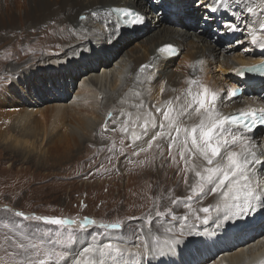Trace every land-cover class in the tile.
Segmentation results:
<instances>
[{"label": "bare ground", "instance_id": "1", "mask_svg": "<svg viewBox=\"0 0 264 264\" xmlns=\"http://www.w3.org/2000/svg\"><path fill=\"white\" fill-rule=\"evenodd\" d=\"M156 1V5H161L159 13L165 15L169 12L168 8L174 7L178 0ZM227 1L223 0L220 11L229 8ZM204 2H208V0H204ZM151 5V0H0V35H4L1 32L4 27L9 28L8 34H14V32L21 31L24 27L29 28V26L35 25L34 29L39 24L46 23L48 26L59 30L61 39H69L67 44L61 46L62 50L55 51L56 55H60L51 57V54H48L32 62L31 60L26 61L24 64H27V66L38 62L40 65L39 70L27 66L21 68L19 70L21 72L19 74L20 79L17 81L12 80V84L4 92H0V95L5 98L18 95L20 92L21 97L31 100L30 105L24 109L12 108L18 119L14 120V114L11 113V120L2 128L0 137L3 136V140L11 147L19 146V142L16 141L14 135H7L8 129L24 131L22 128L27 127L33 120V113L44 110L52 113L53 119L50 120L48 130L43 128L40 131L41 138L46 135L49 139L54 138L56 135L60 138L64 135V139L71 142L74 141L72 140L75 139L74 137H78L77 134L81 131L91 137V129H93V125L99 123L98 120L100 119L99 109L101 108L99 104L103 98L107 97V100L112 101L111 105H114L113 112H119L120 115L123 112L125 113L123 116L128 117L126 135L129 136L130 143L138 151L139 146H147V141L151 139V135L159 129L153 130L149 136L144 137L143 143L141 141L133 142L132 133L135 131L140 134L141 128L139 125L143 122L142 120L138 121L135 125L132 123L135 119V113L138 111L134 105L143 101L146 107L139 111L142 114L151 111L159 121L162 117L156 113L153 105L163 108L164 102L173 100L174 108L178 110L179 105L175 103V98L179 96L181 102L183 101L184 94L189 88L188 81L193 78L217 93V106L225 115L232 114L240 109L258 107L259 105L264 106V94H262L263 97L257 94V90L264 93V80L257 78L256 81L259 84L251 83L249 78L244 75L240 76L238 72L243 65L254 64L263 56L259 52L260 47H253L254 45L251 44L249 33L257 30L258 34L264 35V32H259V25L264 24V0H240L237 9L244 8L245 12L252 16V23H254L247 24L243 32L242 39L249 43L245 51L249 50V52L240 55L236 54L237 52L234 53L223 40L227 39L226 34L237 31L226 32L223 27L219 29V32H222L221 35L218 36V33L216 37L211 39L207 29L210 24L212 25L213 22L218 20V15L214 16V13L204 7H201L198 14H196L197 20H200L202 25L199 27L190 21L188 26L191 31H187L182 27L162 25L161 22L155 23L152 21L147 24V19L150 18ZM115 7L135 9L143 15L144 23L139 26L136 25L130 30L121 29L118 25L114 30L111 25L118 24L114 17L113 8ZM247 8H252L253 11L248 12ZM92 12H96L98 15L93 17ZM81 15L86 19L81 21L79 19ZM58 24L61 25L58 26ZM65 25L73 29V34L63 31ZM166 45L177 47L178 54L170 57L165 53H161L159 49ZM129 46L130 48H127ZM63 50H66V52L63 53ZM179 56H181L180 59ZM46 65L50 69L56 67V71H54L56 80L54 81V78L51 85H45L46 82L39 83L32 80L30 82L32 84L31 88L30 86H24V80L30 79L32 74L35 77V74L40 73V68ZM142 65H148L149 67L141 72ZM34 67H38V65H34ZM214 68L224 72L230 70L231 79L234 81L239 80V82L243 81L245 87H240L242 89L241 95L232 96L231 92L237 88L236 84L231 79L232 82L215 79L212 76ZM65 75H68L66 79L64 78ZM15 84L19 85V91L17 92ZM161 87L164 88L163 93L160 91ZM101 90L102 92H100ZM193 90L197 89L194 87ZM30 92L35 94L32 95ZM137 92L140 93L139 97L136 96ZM250 94H255V96L251 97ZM41 101L47 103L38 107ZM2 111L0 109V113ZM127 113H133V116L129 117ZM178 121L181 127H191L193 124L198 123V117L193 112L191 118L178 117ZM53 123L55 126L52 125ZM117 123L120 125L122 121L120 120ZM53 128H59L61 134L58 135L55 131L52 132ZM259 131L261 130L248 134L253 137V142L258 145L255 149L258 154L264 152V134L261 133L263 135H260ZM118 143L119 140L117 142L115 139H109V142L103 148L113 149ZM155 144L152 149L139 154L125 151V155H128V158H126V160L128 159L127 165L135 167L136 163L133 160L138 159L141 155L142 157L148 156L151 158L166 156L167 159H173L174 153L172 152V155H169L168 144L163 147L161 145L159 148ZM236 150L239 151V148ZM176 160V163L179 164L180 159ZM191 160L197 165L206 163L198 154L193 155ZM259 167L257 165V168ZM254 179L264 186V174L257 175ZM206 187L210 188L211 186ZM184 193H187V188ZM197 196L193 197L192 207L194 208L192 209L198 214L199 209L202 208L198 206L202 204L201 206L205 205L204 207H207V204L199 202ZM203 198L206 201L209 200L208 207L214 206L220 200L218 194L204 195ZM180 205H175L171 209L178 218L189 215L187 223L190 225L184 229L182 236H178L179 243L171 245L172 250L170 252L168 251L169 245L165 244L164 241L173 234L165 231V229L170 228L169 226L161 225L164 233L159 236L157 248L151 254L130 255L125 252L123 256L118 257L110 253L103 257L105 264H264V209L257 206L255 210L247 214L234 215L227 220L223 219L222 214H217L213 210L211 213L212 219L204 224L195 222L189 209ZM200 213L201 217L205 215L202 212ZM75 221L81 222V220ZM176 222L177 220L173 221V224ZM199 224L201 226H198ZM72 227L78 228V225H72ZM89 228L90 226L84 232L86 233ZM172 228L173 233H179V228L175 226ZM155 229L158 230L159 225L155 226ZM146 230V233H150L149 240L152 239L153 232H149L148 228ZM79 235L76 244L71 248L73 257L82 252L85 247L97 248L101 243H107L109 238L121 247L131 249L132 253L140 251L134 245H139L141 242L136 240L133 243L123 241L114 237L115 234L112 237L97 239L96 241L91 240L89 237L86 239L84 234ZM89 256L99 258V253L86 254L83 259L86 260ZM69 264H72L71 260Z\"/></svg>", "mask_w": 264, "mask_h": 264}, {"label": "rangeland", "instance_id": "2", "mask_svg": "<svg viewBox=\"0 0 264 264\" xmlns=\"http://www.w3.org/2000/svg\"><path fill=\"white\" fill-rule=\"evenodd\" d=\"M230 1L232 2L230 3ZM156 2V0H151L152 7H150V18L147 19V24L152 21L161 22L162 25L182 27L187 31H191L188 26L190 21L199 27L202 25V22L196 18L201 7L194 3V0H178L174 7L168 8L169 12L165 15L159 13L161 5H156ZM227 2L230 9L239 12L241 18L239 27H241L237 30L239 34L235 40L233 39L234 41H230L228 38L223 40L234 53L237 52L238 55L248 53L249 50H245L249 43L242 38L247 25L245 22L251 24L253 18L245 12L244 8L237 9L240 0H228ZM231 6H234V9ZM232 18L236 19L237 15L235 16L233 13ZM226 20L232 19H224V21ZM34 26L24 27L14 34L7 33L9 28L1 29L4 35H0V92H4L12 84V80L20 79L21 72L19 70L27 66L24 64L26 61L31 60L32 62L48 54H51V57L58 56L60 54L56 55L55 51L62 50L61 46L69 42V39H61L58 29H54L46 23H41L33 29ZM213 28L219 30L223 27H217L216 21L212 25L210 24L207 33L211 39L218 34L214 32ZM63 31L68 34L74 32L66 25ZM238 41L242 43H238ZM64 52L66 50H63ZM180 57L178 58L180 59ZM34 65H38V67H34ZM39 66V63L36 62L27 67L39 70ZM40 69V73L35 74V77L32 74L30 79L24 80V86L31 88L32 80L39 83L46 82L45 85H51L54 78V81L56 80L55 66L50 69L46 65ZM229 71L224 72L214 68L212 76L215 79L229 82L233 80ZM67 77L68 75L64 76L65 79ZM234 83L236 87H245L243 81L236 80ZM15 86L17 87L16 92L19 91V85L15 84ZM19 94V96L15 95L9 98L0 95V109L3 110L0 113V134H2V128L11 120L10 114L15 113L12 108L24 109L31 103V100L21 97L20 92ZM30 94L34 95L35 93L30 92ZM257 94L261 96L264 93L261 91ZM52 99L58 100L57 98ZM111 102V100H107V97L101 100L99 104L101 120L99 119V123L93 125L91 137L81 131L77 134L78 137H74L75 139H72L74 141L71 142L65 140L64 135L60 138L57 135L52 139H49L48 135L41 138L40 131L43 128L48 130L50 120L53 119V114L46 110L34 112L33 120L27 127L22 128L24 131L8 129L7 135H14L19 146L11 147L3 140V136L0 137V264H21L25 255L35 261L40 259L48 261L47 253L71 249L76 244L79 234L90 238L89 234L92 232L101 233L97 239H106L115 234L114 237L123 241L132 243L146 241L156 250L157 242L154 243L153 238L163 235L164 231L161 225L180 228V225L185 223L182 219H178L174 224L170 218L161 220L152 226L153 238L149 240L150 233H146L149 226L144 223V218L151 213L155 219L157 206L161 211L171 209L175 207L171 203L173 199L176 197L185 199L189 196L190 185L194 183V173L186 170V164L181 160L179 149L175 146L171 149L175 160L167 159L166 156L151 158L141 155L138 159L136 158L137 160H133L136 163L135 167L127 165L128 155H125V151H131L134 154L137 149L130 143L129 136L126 135L127 131H120L121 127H127L124 121L128 117L121 116L119 112H113L114 105H111ZM46 103V101H41L38 107L44 106ZM109 114H111V118ZM13 118L16 120L18 116L14 114ZM120 120L122 123L119 125L117 122ZM52 125L55 126L54 123ZM53 131L58 135L61 134L59 128H53ZM259 134L263 135L261 132ZM109 139H115L117 142L119 140V143L113 149H104L103 147L109 142ZM161 141H157L156 144L158 143L162 147L167 146V141ZM176 159H180L179 164L176 163ZM192 162L193 160L189 161L188 167H191ZM193 164L197 165L195 162ZM135 173L136 175H134ZM186 175L188 177L187 185H185ZM186 188L189 194H183ZM203 197L204 194L197 196L199 202L206 203L208 207L209 200L206 201ZM194 199L196 200V198ZM201 205L198 207L205 206ZM180 206L184 207V205ZM17 211L23 212L25 215L81 221L87 217L95 221V224L89 225L90 228L86 233L84 231L83 233L79 228L72 226L61 228L56 225H47L43 221H24L22 218L15 217ZM116 222L121 223V229H100L98 227L100 224ZM186 224L187 227L190 225L187 222ZM158 225L159 229L156 230L155 226ZM71 233L76 234L74 239L70 238ZM22 241L34 243L37 248L29 249L25 254L15 246L16 243ZM49 264H58L55 256L51 258Z\"/></svg>", "mask_w": 264, "mask_h": 264}, {"label": "snow or ice", "instance_id": "3", "mask_svg": "<svg viewBox=\"0 0 264 264\" xmlns=\"http://www.w3.org/2000/svg\"><path fill=\"white\" fill-rule=\"evenodd\" d=\"M200 7H204L211 13L220 11V6L223 4V0H194ZM239 7V5H237ZM116 11L125 18L126 26H135L144 23V18L137 12H130L128 9H116ZM248 12H252V8H247ZM91 15L96 17L98 13L92 12ZM111 15V13H109ZM81 21L86 17L81 15L79 17ZM114 30L118 27V24L111 25ZM226 32H234L239 29V25L235 21H230L224 25ZM259 32H264V24L259 25ZM251 37V44L264 49V35L258 34L257 30H253L249 33ZM238 43H242L238 41ZM161 53L171 55L174 49L171 45H166L159 49ZM148 65H142L140 71L143 72ZM258 69H264V62L260 65H253L248 68L247 71H253ZM245 69L238 70L239 74H243ZM189 88L184 94L183 101L181 97L175 98V103L179 105L178 110L174 108V101L168 100L164 102V107L153 105L156 113H158L162 119L157 121V117L153 115L151 111H146L143 114L139 111L145 109L146 105L143 101L134 105L138 110L135 113V119L132 123L135 125L138 121H143L140 124L141 133L137 134L135 131L132 133L133 142L141 141L143 138L151 135V139L147 141V146H139L138 151L134 154L141 152H147L153 148L154 143L157 141H167L169 148V155H172L171 149L175 146L179 149V155L181 160L186 164V170L194 173V183L190 185L191 194L185 199L176 198L171 201L173 205L179 206L183 204L185 208H188L191 216L195 222L207 224L212 219V211L217 214H222L223 219H230L234 215L247 214L248 212L255 210L257 206L264 209V186L254 179L257 175L264 174V152L257 153L255 150L258 145L253 142V137L248 134L252 133L258 127H264V108L260 109H247L240 110L238 113L229 115L223 114L217 106V93L210 90L207 86L202 85L197 79L193 78L188 81ZM197 90H193V88ZM161 93L164 92V88L161 87ZM237 93L235 90L231 92L232 96ZM136 96H140L137 92ZM193 112L198 117V123L193 124L191 127H181L178 121V117L191 118ZM175 113V114H174ZM125 113L121 112V116ZM129 117L133 116V113H127ZM111 118V114H109ZM115 123V121H113ZM124 124H128V120L124 121ZM121 132L128 131L127 127H121ZM123 143V141H121ZM159 148L160 144H156ZM239 148V151L236 149ZM123 154V153H121ZM161 151V155H162ZM199 155L206 163L204 165H191L188 167L189 161L193 155ZM175 160V156H173ZM257 165L260 167L257 168ZM185 184H188V177L185 176ZM206 186H211L210 188ZM204 194H218L220 200L211 207H202L199 212L204 213L201 217L197 212L192 209V200L194 196ZM15 217L22 218L24 221H43L47 225H56L63 228L64 226L78 225L79 230L82 232L88 228L89 225L95 224V221L85 217L81 222H77L72 219L59 218V217H41L36 215H25L23 212H15ZM170 218L172 221L182 219L184 224L180 225L179 233H173V228L165 229L166 232L173 235L164 241L169 245L168 251L170 252L171 245L179 243L178 236L184 234V229L187 227V220L189 215L177 217L172 209H165L163 211L157 206L155 210V219L153 215L149 213L144 218V223L149 226V232L152 231V226L159 223V221ZM195 225L193 224V227ZM100 229H121L120 222L110 224L98 225ZM189 231H191L189 229ZM75 233L70 234V238H75ZM91 240L96 241L101 235L100 232H92L89 234ZM87 239L88 236H85ZM159 241V237H154L153 242ZM15 243V242H14ZM16 248L22 250L25 254L29 249H36L37 245L34 243L19 242L15 244ZM137 249H140L137 253H132L131 249L123 248L119 244L112 242L109 238L107 243H101L97 248L91 246L83 248L82 252L73 257L71 249H65L63 251L49 252L47 253L49 260L40 259L39 261L32 260L25 255L21 264H49V261L53 256L56 257L58 264H105L103 257L107 254H115V256H123L125 252L130 255H144L145 253L151 254L155 251V248L151 247L146 241L141 242L139 245H134ZM99 253V258L96 256H89L86 260L83 259L86 254Z\"/></svg>", "mask_w": 264, "mask_h": 264}]
</instances>
